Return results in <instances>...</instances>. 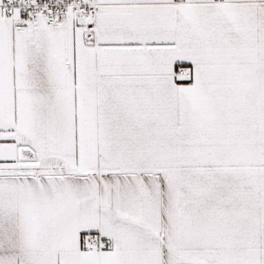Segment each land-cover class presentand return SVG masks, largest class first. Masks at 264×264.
Returning <instances> with one entry per match:
<instances>
[{"label": "snow or ice", "instance_id": "6c2138e0", "mask_svg": "<svg viewBox=\"0 0 264 264\" xmlns=\"http://www.w3.org/2000/svg\"><path fill=\"white\" fill-rule=\"evenodd\" d=\"M0 264H264V0H0Z\"/></svg>", "mask_w": 264, "mask_h": 264}]
</instances>
